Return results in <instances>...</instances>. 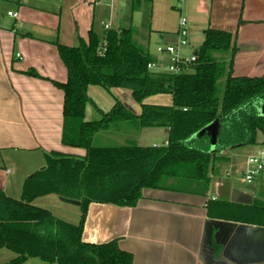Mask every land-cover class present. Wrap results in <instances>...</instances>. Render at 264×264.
<instances>
[{
  "label": "trees",
  "instance_id": "16d2710c",
  "mask_svg": "<svg viewBox=\"0 0 264 264\" xmlns=\"http://www.w3.org/2000/svg\"><path fill=\"white\" fill-rule=\"evenodd\" d=\"M204 34L195 51L197 61L179 75L150 70L148 65L158 59L136 42L131 28L105 30L102 35L92 28L88 39L79 38L76 46L56 43L67 69L66 82H54L64 94L62 140L86 154L47 153L46 166L25 181L20 199L0 190V251L15 254L4 264H27L31 259L46 264H133V255L120 249L118 239L101 244L83 240L91 204L132 208L144 189H168L174 183L196 182L207 191L219 166L229 163V155L222 152L264 139V74L234 76L235 36L211 28ZM27 74L39 77L34 71ZM91 86L110 94L129 91L139 113L115 96L112 109L103 112L88 94ZM154 96L170 97L171 104L145 103ZM88 105L101 119L86 121ZM217 120L220 128L211 152L210 137L202 131ZM120 127L165 128L167 144H94L98 133ZM50 194L81 201L79 224L59 220L33 204ZM218 203L224 216L231 214L227 218L264 212V201L250 208Z\"/></svg>",
  "mask_w": 264,
  "mask_h": 264
},
{
  "label": "crops",
  "instance_id": "0c3cea01",
  "mask_svg": "<svg viewBox=\"0 0 264 264\" xmlns=\"http://www.w3.org/2000/svg\"><path fill=\"white\" fill-rule=\"evenodd\" d=\"M103 1L0 0V190L7 196L14 192L17 198H11H21L25 181L46 166L47 153L86 154L84 149L69 147L62 140L64 94L54 82H66L67 69L56 43L72 46L77 36L87 40L92 28L100 35L116 30L113 18L119 20L118 12L111 6L106 19ZM212 2L216 4L217 30L235 36L234 76H262L264 0ZM135 9L132 6V11ZM30 71L39 77L28 75ZM93 88L89 87L88 94L96 103L91 96ZM113 91L119 92L121 99L115 96L119 101L134 109L127 91ZM95 92L98 99H104ZM125 94L129 99H124ZM110 95L116 99L113 92ZM260 110L264 111V105ZM166 133L168 138L167 129ZM123 136V140L131 138ZM258 141L250 149L256 152L248 154L247 159L264 150V139L259 137ZM210 144L211 152L215 151L211 137ZM247 159L229 157L228 164L219 166L207 191L196 182L174 183L168 189H144L141 200L132 208L93 203L83 240L101 244L118 239L120 249L133 255V264H264V212L248 211L244 216L236 213L234 218H227L231 214L224 216L218 203L250 208L264 201V187L259 190L257 184L264 183V172L248 188L240 186L248 184L245 181L233 183L228 179L239 168H247ZM2 164L25 167L19 168L21 175L15 172L8 177L10 171L2 169ZM30 165L34 169L30 170ZM76 216L81 217V213Z\"/></svg>",
  "mask_w": 264,
  "mask_h": 264
},
{
  "label": "rangeland",
  "instance_id": "374dc122",
  "mask_svg": "<svg viewBox=\"0 0 264 264\" xmlns=\"http://www.w3.org/2000/svg\"><path fill=\"white\" fill-rule=\"evenodd\" d=\"M117 3L119 4L118 7L116 6ZM103 5H105L106 8V19L109 16L111 6H113V12L115 10L118 12L119 20L117 21L116 18H113V28L117 30L119 28L117 25H119L122 26V28L133 29L136 42L152 55L157 56V59L164 58V56L158 53V47H164L168 44H176L178 42L177 31L181 17H185L188 21V40L190 43L189 46L183 48L184 54L193 53L201 46L205 39L204 32L206 30L210 28H219L217 27V22L214 20V15L216 14V4L213 5L212 0H184L183 3L178 0H104ZM132 6L136 8L133 11ZM124 21L126 22L125 25H123ZM78 40L77 36L76 41ZM76 41L72 46H76V44H78ZM95 91H99V93L104 96V99H98L94 95L97 93ZM112 92L114 93V96L121 99L119 92ZM127 92L130 94L131 98V93L129 91ZM91 96L96 98L95 102L104 112H108L115 104L113 96L108 94L102 88H93ZM124 99H129L127 94H125ZM131 101L133 103L132 106L134 110L137 112L140 111V106L135 103L132 98ZM145 103L149 105H170L171 99L166 96H154L147 99ZM111 104H113V106ZM99 119H101V114H99L92 105H88L86 121H95ZM118 131L119 133H117ZM122 135H130L131 138L123 140L124 136L122 137ZM166 140L167 133L165 128H151L139 131L128 130L125 127H120L119 130L116 131H102L98 133L94 137V144L99 146L130 144L139 146H153L155 144L156 146H161ZM255 146L256 145H249L233 148L229 151L228 155L232 159L242 157L243 161H246L248 154L256 152V150L250 151V149ZM18 156L20 155L18 154ZM24 167L23 164H2V169H5V171L8 169L10 171V173L7 174L8 177H12L15 172H17L18 175H21L22 173H20L21 171L19 168L24 169ZM29 167L30 170L34 169V165H30ZM245 169V166H243V168H239L238 173L228 179L233 183H244ZM231 171L234 173L233 169H231ZM257 184L259 190L264 187L263 182H258ZM8 196L17 198L14 192L9 193ZM33 204L49 210L57 219L64 222L77 225L81 220V217L76 216L77 213H81L80 207L62 202L60 197L55 194L36 198ZM14 258V253L7 250L0 251V264L10 262ZM27 264L46 263H43L38 259H31Z\"/></svg>",
  "mask_w": 264,
  "mask_h": 264
},
{
  "label": "built area",
  "instance_id": "2783aa9c",
  "mask_svg": "<svg viewBox=\"0 0 264 264\" xmlns=\"http://www.w3.org/2000/svg\"><path fill=\"white\" fill-rule=\"evenodd\" d=\"M178 1L184 2V0ZM9 15L17 17L13 13H9ZM106 28H109V26H106ZM177 36L178 42L176 44L158 47V53L164 56V58L158 59L157 63L149 64L148 68L150 70L179 75L185 73L190 65H193L197 61L195 52L190 54L183 53V48L190 45L188 40V21L185 17H181L180 19ZM262 172H264V150L247 159V168L244 172L245 182L248 184L253 183L254 179Z\"/></svg>",
  "mask_w": 264,
  "mask_h": 264
},
{
  "label": "water",
  "instance_id": "95a60500",
  "mask_svg": "<svg viewBox=\"0 0 264 264\" xmlns=\"http://www.w3.org/2000/svg\"><path fill=\"white\" fill-rule=\"evenodd\" d=\"M219 127H220V122L219 120H217L202 131V134L207 133L211 137V142H212V145L214 146L216 145V142H217ZM229 151L230 150L222 152V154L226 155ZM240 186L243 188H248L251 185L250 184H240ZM60 199L64 203L71 204V205L78 206V207L81 206V201H78L75 199L63 198V197H61Z\"/></svg>",
  "mask_w": 264,
  "mask_h": 264
}]
</instances>
